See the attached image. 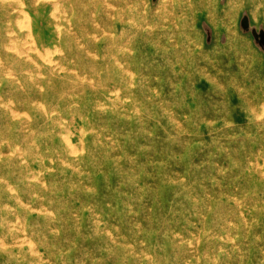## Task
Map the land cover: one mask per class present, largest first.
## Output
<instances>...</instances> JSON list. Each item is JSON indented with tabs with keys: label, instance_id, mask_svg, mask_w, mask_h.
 I'll use <instances>...</instances> for the list:
<instances>
[{
	"label": "rangeland",
	"instance_id": "obj_1",
	"mask_svg": "<svg viewBox=\"0 0 264 264\" xmlns=\"http://www.w3.org/2000/svg\"><path fill=\"white\" fill-rule=\"evenodd\" d=\"M253 28L264 0H0V264H264Z\"/></svg>",
	"mask_w": 264,
	"mask_h": 264
},
{
	"label": "water",
	"instance_id": "obj_2",
	"mask_svg": "<svg viewBox=\"0 0 264 264\" xmlns=\"http://www.w3.org/2000/svg\"><path fill=\"white\" fill-rule=\"evenodd\" d=\"M242 25L245 27V28H249V19L247 16H245L242 20ZM253 33L256 35V36H259L260 37V41L261 43L264 44V30H260L259 32L253 28L252 29Z\"/></svg>",
	"mask_w": 264,
	"mask_h": 264
}]
</instances>
